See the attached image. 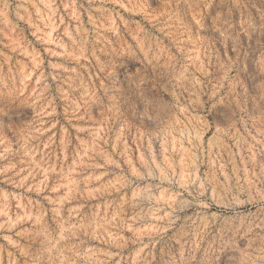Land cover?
<instances>
[{"label":"rangeland","instance_id":"1","mask_svg":"<svg viewBox=\"0 0 264 264\" xmlns=\"http://www.w3.org/2000/svg\"><path fill=\"white\" fill-rule=\"evenodd\" d=\"M0 264H264V0H0Z\"/></svg>","mask_w":264,"mask_h":264},{"label":"bare ground","instance_id":"2","mask_svg":"<svg viewBox=\"0 0 264 264\" xmlns=\"http://www.w3.org/2000/svg\"><path fill=\"white\" fill-rule=\"evenodd\" d=\"M245 213L237 211V217H243Z\"/></svg>","mask_w":264,"mask_h":264}]
</instances>
